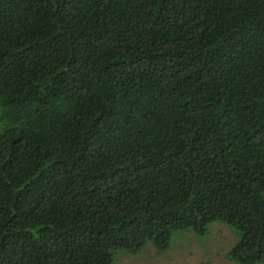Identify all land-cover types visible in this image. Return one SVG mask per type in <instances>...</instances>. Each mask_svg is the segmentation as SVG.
Segmentation results:
<instances>
[{"label":"trees","instance_id":"obj_1","mask_svg":"<svg viewBox=\"0 0 264 264\" xmlns=\"http://www.w3.org/2000/svg\"><path fill=\"white\" fill-rule=\"evenodd\" d=\"M215 221L264 263V0H0V264Z\"/></svg>","mask_w":264,"mask_h":264},{"label":"rangeland","instance_id":"obj_2","mask_svg":"<svg viewBox=\"0 0 264 264\" xmlns=\"http://www.w3.org/2000/svg\"><path fill=\"white\" fill-rule=\"evenodd\" d=\"M239 239L237 228L215 221L203 235L190 229L174 232L165 250H156L150 243L135 253L113 250L112 264H238L227 252Z\"/></svg>","mask_w":264,"mask_h":264}]
</instances>
